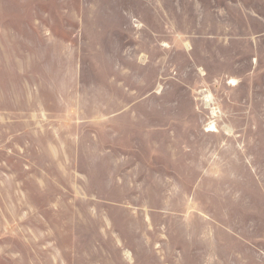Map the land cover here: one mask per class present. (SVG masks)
<instances>
[{
    "label": "rangeland",
    "instance_id": "1",
    "mask_svg": "<svg viewBox=\"0 0 264 264\" xmlns=\"http://www.w3.org/2000/svg\"><path fill=\"white\" fill-rule=\"evenodd\" d=\"M142 3L0 0V264H264V57L171 86L155 38L111 21ZM177 109L215 133L189 139L200 181L149 163Z\"/></svg>",
    "mask_w": 264,
    "mask_h": 264
},
{
    "label": "crops",
    "instance_id": "2",
    "mask_svg": "<svg viewBox=\"0 0 264 264\" xmlns=\"http://www.w3.org/2000/svg\"><path fill=\"white\" fill-rule=\"evenodd\" d=\"M142 2V6L149 8L148 17L125 13L115 15L111 21L117 24L124 20L133 22L139 33L149 32L155 38L158 49L164 53L161 59H157L158 66L165 70L171 67L169 62L176 61L177 74L166 78L167 81L172 80L171 86L222 85L227 79H235L240 85L247 76L254 77L261 69L260 61L264 57V0ZM226 84L233 89L238 86ZM148 112L147 117L151 120L161 117L160 111ZM168 112L165 115L169 119L167 123H171L167 126L171 128L168 137L159 141V133L150 132L149 163L166 167L167 173L170 171L187 177L189 171L193 170V174L196 168L197 180L200 181L201 168L205 173V162H201V144L191 148L189 139L192 134L215 133L203 130L201 125L192 126L189 110ZM154 136L157 140L153 142ZM195 150L196 156L193 155Z\"/></svg>",
    "mask_w": 264,
    "mask_h": 264
},
{
    "label": "built area",
    "instance_id": "3",
    "mask_svg": "<svg viewBox=\"0 0 264 264\" xmlns=\"http://www.w3.org/2000/svg\"><path fill=\"white\" fill-rule=\"evenodd\" d=\"M201 92H204V93H202V95H203V100H204V102H205V104L207 105V100H206V98H207V96H208V92H206V89H204V90H200V92H199V94H201ZM214 103H210L209 104V106H207V107H212V105H213ZM214 110V109H213Z\"/></svg>",
    "mask_w": 264,
    "mask_h": 264
},
{
    "label": "bare ground",
    "instance_id": "4",
    "mask_svg": "<svg viewBox=\"0 0 264 264\" xmlns=\"http://www.w3.org/2000/svg\"><path fill=\"white\" fill-rule=\"evenodd\" d=\"M208 98H209V100H208V102H210L211 103V96H208ZM214 128H215V126H213Z\"/></svg>",
    "mask_w": 264,
    "mask_h": 264
}]
</instances>
